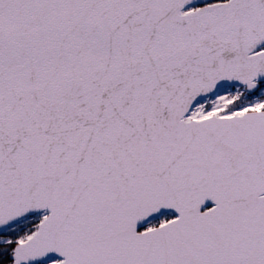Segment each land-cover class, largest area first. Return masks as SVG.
<instances>
[{"label":"snow or ice","instance_id":"6c2138e0","mask_svg":"<svg viewBox=\"0 0 264 264\" xmlns=\"http://www.w3.org/2000/svg\"><path fill=\"white\" fill-rule=\"evenodd\" d=\"M0 264H264V0H0Z\"/></svg>","mask_w":264,"mask_h":264}]
</instances>
